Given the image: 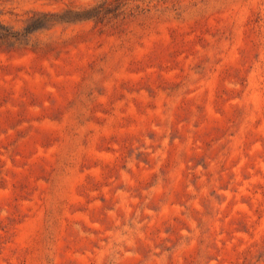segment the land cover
<instances>
[{"label":"rangeland","instance_id":"obj_1","mask_svg":"<svg viewBox=\"0 0 264 264\" xmlns=\"http://www.w3.org/2000/svg\"><path fill=\"white\" fill-rule=\"evenodd\" d=\"M0 264H264V0H0Z\"/></svg>","mask_w":264,"mask_h":264}]
</instances>
